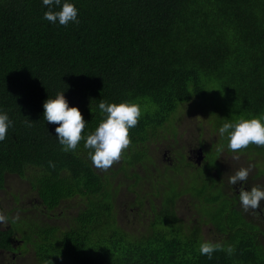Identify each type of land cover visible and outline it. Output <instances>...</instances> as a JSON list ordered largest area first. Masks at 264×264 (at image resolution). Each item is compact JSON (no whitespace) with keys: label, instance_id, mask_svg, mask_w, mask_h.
Instances as JSON below:
<instances>
[{"label":"trees","instance_id":"obj_1","mask_svg":"<svg viewBox=\"0 0 264 264\" xmlns=\"http://www.w3.org/2000/svg\"><path fill=\"white\" fill-rule=\"evenodd\" d=\"M74 2L79 23L62 26L43 19L42 0H0V110L14 122L0 142V190L8 175L26 177L28 195L38 192L52 209L66 199L73 206L56 228L19 211L23 221L0 236V247H8L22 227L35 253L30 264H264L262 218L241 206L238 184L229 181L234 172L224 174L222 153L232 152L218 135L227 119L264 114V0ZM59 91L69 106L80 108L86 132L102 119L101 99L139 104L142 116L130 130L132 141L165 116L180 123L191 115L190 104L202 111L211 124L205 169L187 160L178 169L187 170L181 179L193 171L195 215L185 221L179 181L169 179L173 189L155 204L157 225L147 218L143 229L122 225L113 171L95 168L83 141L76 152L62 151L57 125L43 118L44 102ZM26 120L33 121L30 127ZM253 154L264 158V146L250 144L239 153L244 161ZM30 202L18 209L30 211ZM167 215L171 221L159 224ZM210 224L218 238L214 231L204 234ZM202 242L219 248L211 257L201 255Z\"/></svg>","mask_w":264,"mask_h":264},{"label":"clouds","instance_id":"obj_2","mask_svg":"<svg viewBox=\"0 0 264 264\" xmlns=\"http://www.w3.org/2000/svg\"><path fill=\"white\" fill-rule=\"evenodd\" d=\"M42 4L47 9L44 12V20L62 26L79 23V9L74 0H42ZM64 93L65 91H59L54 98L49 96L43 104V118L47 123L57 125L54 131L62 151L76 152L80 142L83 141V147L88 150V158L92 165L107 171L121 159L124 151L131 145L130 130L137 126L142 116L140 105L130 101L109 103L101 99L98 109L102 119L94 130L86 132L88 122L85 121L78 106H69ZM32 122L25 121L29 127ZM13 124L9 114L0 110V142L7 138L9 128ZM218 135L226 137L227 149L235 154L236 159H239L240 151L250 144L264 146V114L235 121L227 119L218 128ZM49 164L52 167L55 166L51 161ZM249 173L250 167H241L229 177L230 183L234 186L243 182L238 196L245 211L260 209L261 202L264 201V186L245 187ZM7 219L0 212V225H5ZM218 248V245L202 242L200 253L211 257ZM226 251L231 254L233 248L228 246ZM49 260H45L44 264H49Z\"/></svg>","mask_w":264,"mask_h":264},{"label":"flooded vegetation","instance_id":"obj_3","mask_svg":"<svg viewBox=\"0 0 264 264\" xmlns=\"http://www.w3.org/2000/svg\"><path fill=\"white\" fill-rule=\"evenodd\" d=\"M164 118L167 117L165 116ZM168 118L171 119L170 117ZM159 122L147 124L145 129H143L137 137H134V140L132 141L133 147H131L130 149L128 148L121 156L123 161L119 165L120 170H124L127 172L132 171L129 174L128 178H131L130 176H133L134 183L132 185L126 186V184L122 181H117L118 172L116 170H112V174L116 176L117 185H120L118 190V197L116 198V200L119 199V195L121 194L124 185L126 187V194L131 196V199L128 202L124 203L126 212L129 211L131 213H134L135 218L138 219H150L152 221L151 225H157V216L155 213H153L156 212L155 204H158L157 200H161L162 196L165 199V194L168 192V189H173V183H171L170 186H168L167 184L169 179L174 182L182 181V179L178 176L176 170L173 168L174 165L172 167H166L168 164H172V157L176 156L178 148H183V146H180L178 144L177 139L176 143L171 140V131H167V122L163 121L160 124ZM177 132L178 134L183 135V133H181L180 131V127L177 128ZM168 135L170 138L169 141ZM207 145L208 143L204 138V134H201L197 145L191 144L189 154H185L186 158H184V155L182 154V160L177 164L176 169L178 170L179 167L183 166L184 160L191 162L192 165L197 164V166L201 169H205V151L208 152L212 148L211 146ZM182 170L184 172H187L185 168H181L178 171L179 175L181 174ZM169 171H171V173H169ZM227 173L231 174L232 171L230 169L224 168V174ZM167 176L170 177L166 179ZM137 181H141L143 185L140 183V187H137ZM242 184L243 182H240L236 187L240 188ZM5 189L0 191H4ZM22 196H12L14 206L9 210L7 208L0 207V212H2L8 218L5 225H0V236L11 230L13 228L14 222L23 221V219H21L20 217H15L17 215V212L19 211L23 215L32 213V217L35 218L38 222H47L52 226L50 228H56V226L60 225L61 218L66 215L70 209L73 208V206L70 205L71 199H66L62 200L61 202L67 204L63 206L60 202L58 207L52 209L50 205L44 203V200L40 198L39 193L37 192V195L35 194L34 196V200L30 202L31 210L24 211V207L18 209V205L25 204ZM146 205L149 206L148 210L146 208ZM65 207H69V209H65ZM176 207L177 209L179 208L178 201H176ZM161 210L162 208L159 209V212H161ZM58 211L60 212L57 213ZM115 211L117 213V220L119 219L122 225H124L125 216L119 213L118 205ZM136 211H138L139 213H137ZM249 212H256V219L262 218L261 222L262 226H264V205H262L260 209L249 210ZM165 221H171L168 218V215L162 219H159L158 223L161 224ZM36 235V241L38 243L41 236L40 233ZM25 237L27 238V236L23 233V228L21 227L19 232L17 231L12 235V238L9 240L10 245L8 247H0V264H20L22 262L21 257H25V255L29 253V247H31Z\"/></svg>","mask_w":264,"mask_h":264},{"label":"rangeland","instance_id":"obj_4","mask_svg":"<svg viewBox=\"0 0 264 264\" xmlns=\"http://www.w3.org/2000/svg\"><path fill=\"white\" fill-rule=\"evenodd\" d=\"M153 107L148 106L149 108L151 107V110L154 111H158L157 106L151 104ZM188 107H190L192 109L191 111V115L187 118H185L184 120H181V122L179 124H177L176 121H172L171 119L164 118L163 121L167 122V127H169V125H173L174 126V130L171 131V140L173 142L176 143V134H177V126L180 127V131L181 133H183V135L181 134V139L179 140V145L183 146V148H178V151L176 153V156H173L172 158V164H168L166 168L168 167H172L176 170V172L179 175L178 170L176 169L177 164L182 160L181 156L182 154L184 155V158H186L185 154H189V151L191 149V144L193 145H197L201 134H204V138L206 139V137L209 136L210 133V129H211V124L210 121L208 119V117L203 116V112L196 109L194 106H192V104H190ZM169 135H168V141H169ZM193 142V143H191ZM209 146H211L210 144H208ZM207 145V146H208ZM173 146V145H171ZM206 146V147H207ZM133 147V144L131 143V145L129 146V149ZM206 154L207 151H205ZM209 155V154H208ZM193 156V155H191ZM210 156V155H209ZM249 157V156H248ZM244 157L239 155V159L235 158V154L231 153L228 154V152H224L222 153V162L225 165L224 168L230 169L231 171H233L235 173L236 170H238L241 167H250V173L248 176V179L246 181V187L250 188L251 185L253 184H259V186H264V178L261 176L259 179H257V176L260 172H262V170H264V158L263 156L259 155V154H253L251 155L250 159H248L247 161H244ZM122 158L115 162L108 170L112 171V170H116L118 172L117 174V181H122L123 183L126 184V186L128 185H132L134 183V179L133 176H130L131 178H128L129 174L132 171H124V170H120L119 165L122 162ZM192 172L193 171H188L187 176L183 177L182 181H179V189L180 192L182 193L181 197H185L183 199L184 200V206H185V221H187L188 217L189 220L191 218V216L195 215L194 214V210H193V204L196 203L198 201V199H194L191 200L193 198H196L195 196V190L196 188H194V181L192 178ZM169 173H171V171H169ZM7 190L6 191H0V207H4L7 208L8 210L14 206V201H13V193L14 194H21V195H26L27 199L26 202H30L33 201L34 199V194L33 195H28L27 193L31 192V186L29 183V180L25 177V178H21L18 177L16 175H8L7 176ZM125 186L123 185V189L121 191V194L119 195V199H118V207H119V213L122 214L123 216H125V224L129 227H138L139 229H143L147 223L148 220L146 218L143 219H138L135 218V214L131 213V212H126V207L124 206V203L128 202L131 199V196L126 194V190H125ZM240 188H237V192H239ZM236 193L235 194H231L230 197L232 198H236ZM162 204L164 203V198L162 196L161 200H157L158 204ZM203 204L206 206V204L208 206H210L205 199H202ZM264 205V201H262L261 206ZM65 209H69V207H65ZM210 211L214 212L215 209L212 206L211 208H209ZM60 211H58L57 213H59ZM137 213H139L138 211H136ZM21 214L20 212H17V215L15 217H20ZM198 219V214L195 217V221ZM260 226H262V222H260ZM213 233L214 238H218L220 235L216 232V230L213 228L212 224H210L208 227L205 226L203 228V232L204 234L208 235L209 233ZM218 241V240H215ZM35 260V253L33 251V249L31 247H29V253L27 255H25V257H21V263L20 264H30L31 261Z\"/></svg>","mask_w":264,"mask_h":264}]
</instances>
